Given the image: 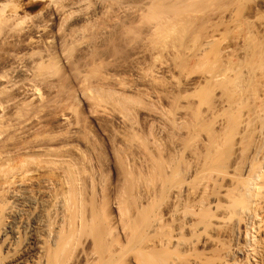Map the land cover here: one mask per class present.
<instances>
[{
	"label": "rangeland",
	"instance_id": "374dc122",
	"mask_svg": "<svg viewBox=\"0 0 264 264\" xmlns=\"http://www.w3.org/2000/svg\"><path fill=\"white\" fill-rule=\"evenodd\" d=\"M58 219L70 264H261L264 0H0V264Z\"/></svg>",
	"mask_w": 264,
	"mask_h": 264
},
{
	"label": "bare ground",
	"instance_id": "6f19581e",
	"mask_svg": "<svg viewBox=\"0 0 264 264\" xmlns=\"http://www.w3.org/2000/svg\"><path fill=\"white\" fill-rule=\"evenodd\" d=\"M21 63V62H20ZM23 64V63H22ZM27 64V63H26ZM29 64V63H28ZM22 66H26V65H22ZM21 65H17L16 67L17 68H15L14 69V72H13V70L11 71V72H13V73H11L12 74V76H13V78L14 77H23L24 75H26L27 74V72L25 71L26 69H24V67H22ZM25 68H27V66L25 67ZM10 74V73H9ZM10 74V75H11ZM12 76H11V78H12ZM14 80V79H13ZM15 81V80H14ZM252 182H255V181H252ZM248 184H249V182H247ZM256 183V182H255ZM255 183H253V185L252 186H254L255 185ZM251 184V183H250ZM258 184V183H257ZM256 184V185H257ZM259 185V184H258ZM257 185V186H258ZM251 186V187H252ZM255 188V187H254ZM251 189V188H250ZM249 189V190H250ZM247 190V189H246ZM255 190H256V188H255ZM243 191V190H242ZM254 191V190H253ZM250 192V191H249ZM252 192V191H251ZM254 193H255V191H254ZM253 193V194H254ZM248 194V193H247ZM246 194V195H247ZM251 194V193H250ZM239 195V194H238ZM252 195V194H251ZM255 195V194H254ZM255 198V197H254ZM249 200H250V198H249ZM249 202H252L251 200L249 201ZM233 204H234V202H233ZM232 204V205H233ZM253 207H255V206H253ZM234 208V207H233ZM77 210V209H76ZM240 211V210H239ZM250 211V210H249ZM242 212V211H241ZM258 212V211H257ZM79 213V212H78ZM77 213V214H78ZM239 214V213H238ZM241 214V213H240ZM248 214V213H247ZM76 215V214H75ZM81 215V214H80ZM244 215V214H243ZM257 215V214H256ZM245 217V216H244ZM251 216H249V218H250ZM64 219V218H63ZM63 219H62V221H63ZM77 219V218H76ZM248 219V218H247ZM260 219V218H259ZM59 220V221H58ZM57 220V222L55 223V224H46V226H45V232H46V242L48 243V245L47 246H49V256H48V260L46 261V259L44 260V261H46L45 263H43V264H57V263H59V262H57V261H60V263L61 264H70V260H71V257H72V255H73V253L75 252V248H78V247H76V245H77V240L80 238V234H83V233H80V227H81V232L82 231H84V230H86V229H84L86 226H85V224H79V222L78 223H70L69 224V222H68V226H70L69 227V232H68V234H67V230H65L64 229V231H66V235L65 234H63L64 236H61L60 235V233H61V231H59V230H62V226H65L64 224L61 226V224H62V221H60V219H58ZM66 220V219H65ZM246 220V219H245ZM67 221V220H66ZM72 222V221H71ZM76 222H77V220H76ZM262 222V221H261ZM83 223H85V222H83ZM238 223V222H237ZM72 224V225H71ZM94 224V223H93ZM190 224V223H189ZM240 224V223H239ZM249 224V223H248ZM139 225H141V224H139ZM143 225V224H142ZM110 226V225H109ZM124 226V225H123ZM130 226V225H129ZM148 226V225H147ZM247 226V230H246V234H247V237L248 236H251L252 235V229H250L249 227H248V225H246ZM62 227V228H61ZM67 227V226H66ZM65 227V228H66ZM105 227V226H104ZM141 227V226H140ZM232 227V226H231ZM259 227V226H258ZM15 227H10V226H8L7 228H5V230H4V236L5 237H7V236H14L15 237V239H17V238H19L17 235H18V231L16 230V229H14ZM117 228V227H116ZM122 228V227H121ZM128 228V227H127ZM127 228H126V230H127ZM145 228H147V227H145ZM149 228V227H148ZM239 228H241V227H239ZM260 228V227H259ZM84 229V230H83ZM105 229V228H104ZM115 229V228H114ZM125 229V228H124ZM255 228H253V230H254ZM25 231H26V229H24ZM119 230H120V228H119ZM146 230V229H145ZM150 230V229H149ZM151 230H152V227H151ZM156 230V229H155ZM186 230V229H185ZM232 230H234V229H232ZM236 230H238V229H236ZM256 230V229H255ZM87 232V231H86ZM91 232H92V230H91ZM119 232V231H118ZM235 232V231H234ZM242 232V231H241ZM85 233V232H84ZM115 233V232H114ZM161 233V232H160ZM233 233V232H232ZM239 233V232H238ZM91 234V233H90ZM93 234V233H92ZM111 234V233H110ZM147 234V233H146ZM234 234V233H233ZM29 235H30V239L29 240H26L25 242H24V244H23V248H22V252L20 253V256L18 257V258H16V259H14V262H18L19 264H27L26 262L27 261H30V264H37L38 263V261H40V259H41V256L44 254V246H42L41 245V240H40V237L38 236V232H37V234L35 233V229H33V230H31L30 232H29ZM86 235V234H85ZM84 235V236H85ZM117 235V234H116ZM145 235V234H144ZM158 235V234H157ZM171 235H172V233H171ZM83 236V235H82ZM83 236V237H84ZM119 236H120V234H119ZM131 236V235H130ZM148 236V235H147ZM237 236V235H236ZM255 236V235H254ZM83 237H81V238H83ZM90 237V236H89ZM94 237V236H93ZM143 237V236H142ZM145 237H146V235H145ZM235 237V236H234ZM108 238H111V237H109L108 236ZM249 238V237H248ZM254 238V237H253ZM257 238V237H256ZM255 238V239H256ZM90 239V238H89ZM117 239V238H116ZM119 239H120V237H119ZM145 239V238H144ZM144 239H142L143 240V243H144ZM147 239V238H146ZM250 239V238H249ZM248 239V240H249ZM80 240V239H79ZM124 240H126L125 238H124ZM123 240V241H124ZM262 240V239H261ZM81 241V240H80ZM79 241V242H80ZM109 241V240H108ZM153 241H155V240H153ZM158 241H160V240H158ZM171 241V240H170ZM175 241V240H174ZM177 241V240H176ZM251 241H253V240H251ZM258 241V240H257ZM90 242V241H89ZM121 242H122V240H121ZM136 242V241H135ZM164 242V241H163ZM162 241H161V243L163 244V245H165L164 243H163ZM248 242V241H247ZM259 242V241H258ZM257 242V243H258ZM264 242V241H263ZM46 243V244H47ZM110 243V242H109ZM122 243H124V242H122ZM142 243V242H141ZM140 243V244H141ZM165 243H166V241H165ZM179 243V242H178ZM249 243H250V240H249ZM254 243H256V242H254ZM261 243V242H260ZM93 244V243H92ZM152 245L153 243H147V245ZM162 244H161V246H162ZM167 245H168V243H166ZM246 244V243H245ZM253 244V243H252ZM111 245V244H110ZM123 245V244H122ZM154 245V244H153ZM159 245H160V243H159ZM158 245V246H159ZM171 245V244H170ZM249 245V244H248ZM255 246H256V244H254ZM261 245V244H260ZM79 246V245H78ZM109 246V245H108ZM139 246V245H138ZM138 246L137 247H135L136 249L138 248ZM146 246V245H145ZM157 245L155 246V247H158ZM173 246V245H172ZM81 247V246H80ZM114 247H115V244H114ZM119 247V246H118ZM121 247V246H120ZM133 247V246H132ZM144 247V246H143ZM142 247V248H143ZM154 247V246H153ZM153 247H151L150 246V248H153ZM165 247V246H164ZM168 247V246H167ZM166 247V248H167ZM235 247V246H234ZM263 247H264V245H263ZM81 248H83V247H81ZM148 248V247H147ZM149 248V249H150ZM170 248V247H169ZM96 249V248H95ZM136 249H133L132 248V254H133V251H134V256L132 255V257H129V259L130 258H132L131 260L132 261H130V260H128L129 261V263L131 262V264H157V263H164V261L162 260L163 259V257H164V255L160 252H150L149 250H148V252H144V248H143V250H141V251H139L140 249H138V250H136ZM262 249V248H261ZM261 249H259V248H255L254 249V254H256V256H258L259 258H260V260L261 261H259V262H261V264H262V262H263V264H264V250H261ZM90 250V249H89ZM114 250V249H113ZM117 250V249H116ZM135 250H136V252H135ZM147 250V249H146ZM155 250H156V248H155ZM239 250V249H238ZM78 251V249L76 250V252ZM92 252H93V250H91ZM103 251V250H102ZM118 251H119V249H118ZM131 251H129V252H131ZM138 251V252H137ZM165 251V250H164ZM232 251V250H231ZM75 252V253H76ZM166 252V251H165ZM229 252V251H228ZM240 252V251H239ZM242 252V251H241ZM240 252V253H241ZM85 253V252H84ZM91 253V252H90ZM90 253H88L87 255H90ZM128 253V252H127ZM180 253V252H179ZM230 253V252H229ZM228 253V254H229ZM232 253H233V251H232ZM64 254V257H61L62 255ZM92 254V253H91ZM165 254V253H164ZM172 254V253H171ZM184 254V253H183ZM187 254V253H186ZM228 254H226V255H228ZM253 254V255H254ZM76 255V254H75ZM75 255H73L74 257H76ZM94 255V254H93ZM126 254H121L120 252L118 253V252H116L115 253V250L114 251H110L109 250V252L106 254V255H101V257L99 258V260H97V261H99V263L98 264H119V263H121L120 261H122L123 259L124 260H127L128 258H124V256H125ZM130 255V254H129ZM166 255V254H165ZM233 255V254H232ZM81 256V255H80ZM91 256V255H90ZM100 256V255H99ZM180 256V255H179ZM182 256V255H181ZM234 256V255H233ZM237 256V255H236ZM249 256V255H248ZM74 257H72V258H74ZM128 257V256H127ZM228 257V256H227ZM231 257V256H230ZM235 257V256H234ZM251 257V256H250ZM255 257V256H254ZM77 258V257H76ZM233 258V257H232ZM236 258V257H235ZM44 259V258H43ZM79 260H80V258H78ZM95 259V258H94ZM175 259H176V257H175ZM174 259V260H175ZM180 259H181V257H180ZM224 259V258H223ZM230 259V258H229ZM249 259V258H248ZM74 260V259H73ZM96 260V259H95ZM122 261V263L121 264H124V262L125 261ZM171 260V259H170ZM170 260H168V262L170 261ZM177 260V259H176ZM235 260V259H234ZM26 261V262H25ZM91 261V260H90ZM251 261V260H250ZM43 262V261H42ZM78 262V261H77ZM94 262H96V261H94L93 260V263ZM156 262V263H155ZM168 262H165V264H171L172 262V264H175L174 262L175 261H170L169 263ZM179 262V261H178ZM186 262H187V260H186ZM41 262H39L38 264H40ZM59 263V264H60ZM72 263V262H71ZM76 263V262H75ZM80 263V262H79ZM97 263H95V264H97ZM74 264V263H73ZM125 264H127V261L125 262ZM178 264V263H177Z\"/></svg>",
	"mask_w": 264,
	"mask_h": 264
}]
</instances>
